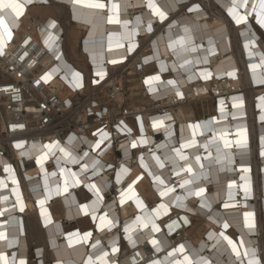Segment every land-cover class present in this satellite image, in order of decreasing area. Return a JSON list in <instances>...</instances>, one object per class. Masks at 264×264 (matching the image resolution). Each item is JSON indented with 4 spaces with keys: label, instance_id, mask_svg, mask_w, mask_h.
Segmentation results:
<instances>
[{
    "label": "bare ground",
    "instance_id": "6f19581e",
    "mask_svg": "<svg viewBox=\"0 0 264 264\" xmlns=\"http://www.w3.org/2000/svg\"><path fill=\"white\" fill-rule=\"evenodd\" d=\"M214 1L226 9L227 12L228 8L232 6L231 0ZM19 2L25 6V15L18 18H14V14L12 16L6 15L5 21L14 32L15 28L22 30L31 16L40 20L43 24L41 28L42 43L49 50L43 61L45 64L51 63L62 52L66 60L77 69L85 70L86 65L81 62L85 59L86 61L90 60L95 65L94 69L97 73L103 72L105 74L106 70L110 72V70L116 68L111 67L108 60L119 61L128 53L133 52L126 51L129 42L121 37V33L124 31L123 27L109 23L107 19L112 15L111 4H120V19L122 21L127 19L134 23L136 17L141 19L139 33L132 38V42L137 44L144 41L148 42L146 46H142L135 56L143 58V61H145L146 57H152L157 53V50L160 53L158 59H150L147 63L144 62L147 65L142 66V68L146 72L147 79L150 76L159 74L161 81L148 83V86L144 88L143 84L135 77H129L128 103L134 106L137 100L141 104L133 111L136 120L128 119L127 116L123 118V124L118 125L119 131L116 135H112V132L108 129L109 131L106 132L109 133V139L105 140V143L103 142L104 144L102 143L103 145L101 144L102 146L99 149L92 147L99 136L93 137L85 131H74L67 140L64 137L49 138V143L59 141L61 146L71 151L77 158L82 157L84 152H88L89 156L80 159L79 163H71L63 158L57 163L56 158L63 157V154L58 150H53L55 151V157L50 153L49 158L44 161L42 166L37 162V157L47 151L44 148V142L38 143L28 140L26 143L22 137L13 139V142L12 140L9 141L10 144H14L12 150L9 154L0 155V180L6 185L0 186V211L4 212V215L0 216V232H5L7 235V240H0V253L7 257L8 264H19L20 259L26 260L29 264L30 241L25 231L24 218L33 213L38 216L37 211H41V216L44 217L47 215L54 217L56 214L67 220H58V222L53 219L49 224L42 223V228H48V235L44 229L43 232L45 235L44 245H47L49 250L46 252L43 248H35L34 257L31 259L32 264H86L89 256L95 258L102 255L103 252L109 253L111 264H133L134 261L136 264H151L152 260H158L161 264H174V259H182L183 255L190 256L193 261L203 257L211 261V264H237L236 256L231 251L227 241L219 237L221 232H224L226 236L237 241V243L243 236L245 240L244 247L255 248L257 255L263 261L264 239L260 237L259 215H262L260 217L264 220V120H261V116H264V99H262L264 97V87L261 86L263 88L256 90L255 94L254 91L251 92L252 94H237L239 93L238 86L242 82V76L237 52L234 49L231 50L233 39L229 29V24L233 23L236 33L239 35V51L242 54L240 61L244 65L247 80L248 78L251 79L254 84L264 83L261 82L264 81V61H262L264 46L262 47L261 42L257 40L258 34L253 28L250 16L247 24L238 25L230 14L228 15L232 19L225 15L230 20L228 22L223 14H208L200 3L192 2V0H156V3L168 12V18L164 21H160L155 17L152 10L147 7V0H100V2L107 5L104 9L89 7V4L95 2V0H81V3H75L74 0H55L54 3L49 4H45L46 0H32L31 4H28L26 0H19ZM253 2L254 0H249L250 4ZM186 3L189 6L192 5V7L199 5V10L180 14L181 6ZM67 7L70 10L67 22L71 25L69 30L59 20L60 8L65 9ZM47 11L50 13H46ZM42 14L54 15L45 19ZM251 16H256V13ZM72 18L76 19L77 22L71 23ZM53 21H55L56 27L50 28L49 25ZM149 22L153 28L150 33L146 31V25ZM170 25H172L171 28ZM185 26L192 30L195 44L203 45L196 53L188 55L187 58L195 60L207 56L208 62L206 64L201 62L189 66L188 69H181L178 65L183 61L177 60L174 55H169L171 50L168 48V38H178V35L183 34L182 29ZM61 31L66 33L67 47L60 48L57 43H54L52 48H49L44 43L48 38V33L51 32L53 36L57 37L58 34H61ZM82 37H86L83 49L88 53L78 50ZM253 38L256 41L255 45L245 47L248 41ZM4 40L5 45H7L6 33H4ZM210 40L215 47L214 54L208 51ZM117 44H124V47L118 48ZM69 47L72 48L74 53L70 56L68 55ZM143 49L146 50L143 51ZM250 51L251 55H249ZM160 61L168 66V71H161ZM253 64L259 65V67L253 70L251 67ZM173 65L177 66L173 68ZM70 67L68 64L64 65L62 68L65 69V72L63 71L62 74H68ZM205 69L213 73L212 78L208 79L209 81L204 80L199 75ZM134 71L135 68L131 70L132 73ZM232 71H235V76L227 75L228 72ZM189 76H192V79H189ZM223 77L224 79L219 80ZM124 78L126 76L118 78V81L123 83ZM168 80H177L179 91L183 92L182 98L176 94V90L172 86H166ZM110 82L113 83L111 77L105 80L100 87ZM211 83L216 85L214 91L219 92L216 96H213L210 92ZM57 85L64 84L56 78L52 81L51 88L54 89ZM152 87L156 88L155 92L150 90ZM148 92L153 95V98L160 99L157 102H152L153 105L160 104L159 107H169V109H166L164 113L149 110L153 105L147 97L143 96L144 93L147 94ZM68 93L66 90L62 94L66 98L67 95L65 94ZM127 94L118 93V100L120 102L126 100ZM230 94L233 95L229 96ZM256 95L261 96L255 102L254 97ZM221 100L224 101L223 106L220 104ZM240 100L243 101L242 109L233 107V104H239ZM198 102L200 104L213 102V114L205 117L204 120L182 121L179 109ZM221 107L229 114L226 120L220 118ZM255 107H263V109L255 112ZM111 114V111H109L108 115ZM166 116L171 117V119H165L164 126L159 130L152 126L154 120ZM213 118L219 121V123H214L213 127L216 129L227 128L230 133L229 139L232 140L241 138L236 135L238 127L246 128L247 147L241 149L234 145L231 149L234 163L223 171L218 170L220 168L218 164L209 165L207 152L203 148H199L198 151L196 149H183L184 154L189 159L187 162L178 161L177 166L174 168L168 157L174 156L172 149L179 148L186 139L191 138V129L188 126L195 123L201 125V129L197 130L198 134L196 136L199 147V144L204 143L205 138H210L214 134L205 131L203 127L207 121ZM141 123L143 124V131H141ZM124 126H126V129ZM127 129H131V132L129 133ZM200 131H204V136L199 135ZM169 132H171V135H169ZM253 134L258 138L256 142H253ZM122 136H127L128 140L118 145L115 144V140ZM141 138L147 140L148 143L140 144L139 140ZM130 139L132 142H137L136 148L131 147L132 142L130 143ZM17 143H23L24 146L18 149L16 148ZM33 145H36V148H33ZM157 145H165V147L159 148ZM116 147L121 149L124 156V159H119V162L112 157ZM22 152L28 154L22 156ZM158 155H162L161 160L164 162V168H160L155 160ZM195 155H201V163L205 165L203 170L195 162ZM131 156L132 159H130ZM213 156H215L214 150ZM141 157H143V164L141 163ZM94 161H99L95 174L92 168ZM31 162H33V165H30ZM187 163L192 164L193 173L201 171L208 173L206 179L201 177L200 180L195 181L193 185L188 187L193 189L197 186L205 187L207 191L203 199L211 204L210 209L201 207V197H189L186 195L187 189L179 187L183 180L191 179L193 176V173L187 172H181L180 175L174 174L180 166H185ZM84 164L89 165L87 172L81 171ZM5 165H11L13 172H5L3 170ZM144 165H147V167H144ZM122 167L129 169L128 173H122ZM61 168H64L65 172L61 173ZM244 169H248V171H244ZM69 172L77 173V176L72 178L69 176ZM53 173L55 175H52ZM137 176H142V179L133 185L134 192L141 191L142 184L146 183L150 201L142 210L130 215L126 213L131 206V200L125 198L124 203L121 204V193L126 192L128 185ZM153 176H160L165 184L158 185ZM13 177L18 181V184L13 183ZM46 177L47 188L45 187ZM66 177L68 178L67 192L63 190ZM241 177L245 179L242 180ZM73 179L79 181L75 186H73ZM232 181H235V185L229 189L228 185ZM246 183L251 186V193L247 198H245L243 191V185ZM89 184H95L100 189L99 198L95 191L88 187ZM57 185H59V195L57 194ZM110 185L118 188L116 194L111 197H109L111 190H108ZM165 186H176V191L170 193L169 196L162 197L159 193L164 190ZM17 187L23 201V211L20 210V201L17 200L16 192L13 191ZM230 191L232 193L231 200L229 199ZM83 192L86 197L81 200L78 195ZM128 195H131V192ZM5 196L8 197L7 200H4ZM175 196L186 197L183 200L185 207L176 206V203L173 202ZM40 200H44L45 203L41 205ZM162 203L167 205V212L165 214L164 209H159V215H157L153 209H156ZM224 203L232 204L234 207L225 209L223 207ZM58 204L65 208L68 205L72 208L87 205V210L81 207L84 213L90 220L93 215L96 219H94L90 228L81 230L79 225L72 226L75 221L70 220L73 217H69L70 211L63 209L58 213H54L52 207L58 206ZM249 211L255 213L256 227L252 231H249L244 224V213ZM71 212L73 213V210ZM105 213H107V219L112 220L115 227L101 230L99 217L104 216ZM138 216L143 218L145 222L154 221L159 226L160 231L152 232L151 223H149L148 228L138 224L132 232L133 239L136 240V246L133 247L128 241V233L124 231V228L133 226ZM185 218L191 225L183 230H178L179 237L175 239L169 237L180 226H185L183 223ZM172 219H175L174 222L176 223L171 224L173 228L169 231V227L166 229L164 225ZM225 222L229 224L227 229L223 228ZM84 232H91V237L86 240L83 239ZM209 233L214 234L212 239H209ZM217 238L220 239L219 244H217ZM152 239L160 241V251H157L153 246ZM97 240L100 241V244L93 248L92 245L96 244ZM180 244L185 246V252L176 257L169 256L168 253L173 248H178ZM113 246L118 247L119 251L112 253ZM0 264H3V261H0Z\"/></svg>",
    "mask_w": 264,
    "mask_h": 264
},
{
    "label": "built area",
    "instance_id": "2783aa9c",
    "mask_svg": "<svg viewBox=\"0 0 264 264\" xmlns=\"http://www.w3.org/2000/svg\"><path fill=\"white\" fill-rule=\"evenodd\" d=\"M54 1L46 0L45 4L54 3ZM225 15L228 14H223V16L230 22ZM228 16L232 19L230 15ZM250 19L253 28L258 34L257 40L261 42L263 47L264 26H261L257 22L255 16H250ZM76 22V19H71V23ZM42 26L43 24L39 19L34 16L29 17L22 30H19L20 28L14 29L11 40L7 39L8 42L4 47V54L0 55V155L2 156L9 154L10 150H12V145H14L13 143L10 144L9 141L12 140L13 142V139L17 137H22L26 143L30 140L31 142H44L46 145L49 143V138L58 139L64 137L67 140L74 131H85L91 136L97 137L99 136L98 129L104 131L110 129L112 135H116L117 131H119L118 125H121L123 118L127 116L128 119H134L133 111L141 106L137 100L134 106L128 103L129 94L127 93L130 91L128 85L130 83L129 77H135L143 84L144 88L148 86V83L145 82L147 75H145L146 72L142 68V66H146L147 64L144 63L143 58L135 56L142 46L147 45V41L142 42L143 44H138L139 46L133 52L128 53L118 63L113 64L112 61L108 60V64L116 68H113L110 72L106 70L104 77L100 78L94 69L95 65L90 60L86 61L84 59L81 61L82 64L86 65L85 70L77 69L66 60L62 52L57 55L59 59L56 56L51 63L45 64L43 61L49 50L42 43ZM229 29L231 38L233 39V48L231 50L233 51L234 49L237 52L240 74L242 76V82L238 86L239 93L237 94L251 93L253 91L255 94L256 90L264 87V83L254 84L251 79L249 80L248 78L247 80L244 65L240 61L242 54L239 51V35L236 33L233 23L229 24ZM57 37L58 39L55 40V43H57L58 47L66 48V33L61 31V34H58ZM85 38L82 37L80 39L78 50L88 53L83 49ZM25 52L27 55H25ZM21 57L23 58L21 59ZM67 64L72 68L70 67L68 74H62L63 71L65 72V69L62 67ZM134 68L135 71L132 73L131 70ZM53 69L56 71H53ZM48 72L52 73V79L47 83L41 80L37 84L36 81L40 80ZM75 73H79L80 75L77 77L74 75ZM122 76H126L123 79V83L118 81V78ZM109 77L113 78V83L110 82L100 87ZM56 78L61 80L64 85H57L53 89L51 88V83ZM222 79L224 77L219 80ZM78 81L82 84V87H76ZM215 87L216 85L211 83L210 92L213 96L219 94L218 91H214ZM66 90L69 93L65 94L67 95L65 98L62 93L66 92ZM118 93H126V100L120 102L117 98ZM232 95L230 94L229 96ZM143 96L147 97L151 103L160 100L153 98L150 92L144 93ZM259 96L261 95L254 97L255 102ZM159 106L160 104L153 105L149 110L152 112L162 111L164 113L166 109H169V107L161 108ZM262 109L263 107H255V112ZM109 111L112 113L110 116L108 115ZM19 125H23V127H18ZM80 135L82 134L80 133ZM257 139L256 135L253 134V142H256ZM125 140H128L127 136H122L118 140H115V144L118 145ZM131 142L132 140L130 139ZM112 157L117 162H119V159H124L119 147H116ZM130 159H132V156ZM30 165H33V162ZM109 189L111 190L109 197L114 196L118 190L117 187L112 185H110ZM174 220H169L164 225V228L167 229ZM184 225V227L180 226L169 237L174 239L179 237V232L177 231L187 228L191 223H184Z\"/></svg>",
    "mask_w": 264,
    "mask_h": 264
},
{
    "label": "snow or ice",
    "instance_id": "6c2138e0",
    "mask_svg": "<svg viewBox=\"0 0 264 264\" xmlns=\"http://www.w3.org/2000/svg\"><path fill=\"white\" fill-rule=\"evenodd\" d=\"M28 4L32 3V0H26ZM75 3H81V0H74ZM231 7L228 8V13L233 17L235 20V23L238 25L241 24H247L249 21V16H251L253 13H256L255 19L257 20L258 23L261 24V26H264V0H254L253 3H249V0H231ZM89 7L95 8V9H104L107 7V5L103 2H100V0H95V2L89 4ZM147 7L152 10V13L157 17L160 21H164L168 18V12L163 10L159 4L156 3V0H147ZM120 4L118 3H112L111 4V13L107 19L109 23L115 24V25H121L124 29L123 33H121L122 39H125L129 42V47L126 49V51H134L136 47L139 45L137 43L132 42V38L135 35H138L139 30H140V25H141V19L140 17H136L135 22L130 20H121L120 19ZM243 9V11H241ZM199 10V5H194L192 8H189V12H194ZM25 11V6L24 4L20 3L19 0H0V55L4 54V47H5V40H4V33L7 34V39L11 40L12 38V30L9 28L8 24L5 21V16H12L14 14V18H18L24 14ZM50 28H55L56 24L55 21H53L50 25ZM170 28L172 25L169 26ZM146 31L147 32H152V24L149 22L146 25ZM183 34L178 35V38L172 39L171 37L168 38V48L171 50L169 52V55H174L177 57V60H182L183 63H180L178 65L179 68L181 69H188L189 66L193 64H199L201 62L207 63L208 62V57L205 56L202 59H188V55L196 53L200 48L203 47V45H197L195 44L194 38L192 36V30L185 26L183 29ZM58 39V37L53 36L51 32L48 33V38L44 41L46 45H48L49 48H52L53 44L55 43V40ZM256 41L255 39H250L248 41V44L245 45V47H248L249 45H255ZM209 53L214 54L215 52V47L212 44V41H209ZM118 48L124 47V44H117ZM251 51L249 52V55H251ZM25 55L27 53L25 52ZM160 53L157 50V53L154 54L152 57H146L145 58V63H147L150 59H158ZM23 57H21L22 59ZM59 59V56L56 57ZM262 61H264V57H262ZM113 64L118 63V61L113 60ZM161 63V71H168V66L164 64L163 61H160ZM177 65H173V68H175ZM253 70H255L259 65L253 64L251 66ZM53 71H56L53 69ZM75 76H79V73H75ZM98 76L101 78L105 73L103 72H98ZM200 77H202L204 80H208L212 78L213 73L207 69L201 71L199 73ZM227 75L229 76H235L236 73L235 71L228 72ZM52 79V73L48 72L45 73L44 76L40 78V80H37L36 83L39 84L41 80H43L45 83H47L49 80ZM189 79H192V76H189ZM161 81V76L159 74L150 76L148 79L145 81L146 83L152 84L153 82H160ZM264 82V81H261ZM99 83V81H97ZM166 86H172L173 89L176 90V94L180 96L181 98L183 97V92L179 91V85L177 83V80H168L166 81ZM76 87H82V84L79 83V81L76 84ZM151 91L155 92L156 88L152 87L150 89ZM264 99V97H262ZM220 104L223 106L224 101L221 100ZM233 107L241 108L243 107V101L240 100L239 104H233ZM228 113L225 112L224 108L221 107L220 110V118L221 120H226L228 117ZM235 118V117H233ZM168 119L170 120L171 117H164L160 119H156L153 121L152 126L157 128L158 130L164 126V120ZM261 120H264V116H261ZM214 123H219V121H216L215 118L212 120L207 121L204 124V130L208 132H213L214 134L210 138H205V141L203 144H199L198 147V141L196 139V136L198 134L197 130L201 129V125L199 123L195 124H190L188 127L191 129V138L186 139L184 143L181 144L179 148H174L172 149V152L174 153V156L168 157L169 162L174 166V168L177 166L178 161H185L187 162L189 157L184 154L183 149H196L197 151L199 148H203L207 152V159L209 162V165L213 164H218L220 165V168L218 169L219 171H223L225 168L229 167L234 163L233 156L231 149L235 145L236 147H239L241 149L247 147V129L244 128H237L236 129V135L238 137H241L240 139H229L230 133L227 128H219L216 129L213 127ZM123 124V122H121ZM15 127V126H14ZM18 127H23V125H19ZM126 129V126H124ZM127 131L130 133L131 129H127ZM141 131H143V124L141 123ZM97 132L99 133V139L95 142L92 147L99 149L101 144L109 139V133L98 129ZM96 135V134H94ZM169 135H171V132H169ZM200 136H204V131L199 132ZM140 144H147L148 141L141 138L139 140ZM24 146L23 143H17L16 148H22ZM33 148H36V145L32 146ZM131 147L136 148L137 147V142L133 141L131 143ZM159 148L165 147V145H157ZM44 148L47 149V151L43 152L41 155L37 157V162L40 163L43 166V163L45 160L49 158V154L53 157H55V151L53 150H58L60 153L63 154V157H57V163L60 162V159H67L71 163H79L80 159H83L84 157H88L89 153L84 152L83 156L80 158H77L76 156L73 155L71 151L66 149L65 147L60 145L59 141H52L51 143L44 145ZM213 150L215 152V156H213ZM28 153L22 152L21 155H27ZM141 163L143 164V157L140 158ZM201 155H195L194 160L197 164L200 165V168L203 170L205 168V165L201 163ZM155 160L157 164L159 165L160 168H164V162L160 159L159 156L155 157ZM99 166V161H94L92 163V168L95 174V170ZM144 167H147V165H144ZM89 168L88 164H84L81 168L82 172H87ZM5 172H13V169L11 165H5L4 169ZM61 173L65 172L64 168L60 169ZM129 169L122 167L121 172L122 173H128ZM244 171H248V169H244ZM181 172H187V173H193V167L191 163H187L185 166H180L178 171H175V175H180ZM52 175H55L53 173ZM151 175V173H149ZM208 173L206 171H201L199 173H193V176L191 179H185L183 180L182 183L179 184V187L182 189H187L186 195L187 196H197L202 198V203L201 207L203 208H211V204L207 203L204 201V194L207 191L205 187H195L194 189L188 186H191L195 183V181L200 180L201 177H204L205 179L207 178ZM69 176L72 178H75L77 176V173L74 172H69ZM119 179V176L117 177ZM142 176H137L135 180L132 181L131 184L128 185V188L126 192L121 193V204L124 203L125 198L127 199H132L133 196H135V192L133 190V185L137 183V181L141 180ZM153 179L158 183V185H164L165 182L163 179H161L160 176H153ZM241 179H245L244 177H241ZM13 183L18 184V181L15 180L13 177ZM79 181L73 179V186L78 184ZM235 185V181H232L228 187L231 189ZM0 186H6L4 185V182L0 180ZM45 187L47 188V177L45 179ZM88 187L91 190H94L95 193L98 195L99 198V192L100 189L96 187L95 184H89ZM65 192L68 191V178L66 177L65 179V186L63 189ZM14 192H16L17 195V200L20 201V210H24V205L23 201L21 199V194L19 192L18 187L13 189ZM176 191V186H165L163 191H160L159 195L160 196H169L170 193H174ZM243 191H244V196L247 198L250 193H251V186L250 184L246 183L243 185ZM131 192V195H128V193ZM57 194L59 195V185H57ZM8 197L5 196L4 200H7ZM186 199V197L182 196H175L173 202L176 203L177 207H185L183 200ZM229 199H232V193L231 191L229 192ZM39 203L43 205L45 203L44 200H40ZM95 203V202H94ZM137 207L143 208L145 207L143 205V201L137 199L136 200ZM81 207L84 210H87L88 206L87 205H81ZM223 207L225 209H229L230 207H234V205L229 204V203H224ZM159 209H164L165 214L167 212V205L165 204H160L156 209H153L154 212L159 215ZM4 215L3 211H0V216ZM93 219H96L95 215L92 217ZM100 219V227L101 230L105 228H112L115 227V224L112 222V220L107 219V213L104 214V216L99 217ZM149 223H151V231L152 232H159L160 228L159 226L154 222L149 220V222H145L143 218L141 217H136V222H134L133 226H126L124 228V231L128 233V241L131 243L133 247L136 246V240L133 239L132 232L135 230V228L138 226V224H142L144 228L149 227ZM176 222H173L175 224ZM183 223H188L187 219L185 218L183 220ZM244 224L245 227L249 230L252 231L255 229L256 224H255V213L254 212H245L244 213ZM178 226V225H177ZM173 228V225H169V231H171ZM223 228L227 229L229 228V224L225 222L223 224ZM92 233H85L83 239H88L91 237ZM214 236L213 233H209V239H212ZM219 237L223 238V240L227 241V244L230 246L231 251L235 254L236 256V261L237 264H264V261L261 260L260 256L257 255V250L253 247H244L245 240L243 239V236L239 239V242L233 240L232 238L226 236L224 232L219 233ZM0 240H7V235L5 232H0ZM79 242V241H77ZM151 243L153 246L156 248L157 251L161 250V243L160 241L156 239H152ZM220 243V239L217 238V244ZM100 244V241L97 240L96 244L92 245L93 248H95L97 245ZM215 247V245H214ZM112 253H116L119 251L118 247L113 246L111 249ZM185 252V246L183 244H180L178 248H173L171 252L168 253L169 256L176 257L179 254H183ZM138 255V254H137ZM264 255V254H262ZM0 261H3V264H8L7 257L3 254L0 253ZM19 264H27V261L24 259H20ZM86 264H111L110 258H109V253L108 252H103L102 255L96 256L93 258L92 256H89L87 258ZM133 264H136L134 261ZM151 264H161L160 261L158 260H152ZM174 264H211V261L207 260L206 258L200 257L196 261H193V259L188 256V255H183L182 259H174Z\"/></svg>",
    "mask_w": 264,
    "mask_h": 264
},
{
    "label": "crops",
    "instance_id": "0c3cea01",
    "mask_svg": "<svg viewBox=\"0 0 264 264\" xmlns=\"http://www.w3.org/2000/svg\"><path fill=\"white\" fill-rule=\"evenodd\" d=\"M67 9H68V7H67ZM68 11H69V14H70V10H68ZM69 14L66 15L67 17L65 19H63L62 16L59 18V20H61V22H62V25L67 30H69V28L71 26L69 23H67L68 20H69ZM68 52H69V49H68ZM213 106H214L213 102H208V103H204V104H200V102H198V103H193V104L186 105V106L181 107L179 109V112L181 114L180 119L182 121H186V120H188V121L189 120H195V121H197V120H204L205 117H208V116H210V115L213 114V112H214V107ZM158 156L161 159L162 155H158ZM144 171L146 172V170H144ZM147 175H148V173H147ZM147 187H148V185H146V183H143L142 184V190L141 191H138L137 193H135V196H133L134 198L135 197L136 198L134 199L132 197V199H130L131 200V204H130L131 206L127 210V213L126 214H130L131 215V214H134V213H136V212H138V211H140V210H142L144 208V207L143 208L137 207V204H136V200L137 199L143 201V205L146 207L148 201H150V196L148 195L149 193H147L148 192V188ZM78 196L80 197L81 200H84V198L86 197V195H85L84 192L83 193H79ZM142 196H143V199H142ZM52 209H53L54 213H58L59 211H62L63 209L66 210V211H70L69 212V217L73 216L72 218H70V220L75 221V223H73L72 226H78L79 225L80 228H81V230H85L87 228H90L93 225L94 219L91 218V220H90L86 216V214L84 213V211H83V209L81 207H78V208L77 207H74V208H72V207H69V205H68L65 208V207H61L58 204V206H53ZM72 210H73V213L71 212ZM37 212H38V216L36 214H34V213L32 215H33V218L35 219V222H36L37 226L39 227L40 236H39V238H37L38 240L36 239L34 242L33 241L32 242L33 243L36 242L34 244L35 245L34 246V249L35 248H38V249L43 248L47 252V250H49V248H48L47 245H44L45 244L44 243L45 242V235H44L43 229L45 230V233L47 234L48 228L47 227L42 228V226H43L42 223H48L49 224L50 222L53 221V219L54 220H57V221L58 220L59 221L60 220H67V219L66 218H60L56 214H55L54 217H52L51 215H47V216L45 215L46 217H44V216H41V213H42L41 211H40L41 213L39 211H37ZM80 212H81V216H80ZM49 216H51V217H49ZM76 216H78V217L76 218ZM26 217L27 216H25V218H24V224H25V231L28 234L27 236H28V239H29V232H28L27 226H26ZM29 241H31V240H29ZM34 252H35V250H34ZM29 258H30V254H29Z\"/></svg>",
    "mask_w": 264,
    "mask_h": 264
},
{
    "label": "rangeland",
    "instance_id": "374dc122",
    "mask_svg": "<svg viewBox=\"0 0 264 264\" xmlns=\"http://www.w3.org/2000/svg\"><path fill=\"white\" fill-rule=\"evenodd\" d=\"M193 1L200 3L201 6H203V8L208 12V14H229L226 9H224L220 4H218L214 0H192V2ZM181 7L182 8L179 12L180 14L186 13V12L190 13L188 11V9L191 8L192 5L189 6L188 3H186V4L182 5ZM46 13H49V12H46ZM67 14H69V11L67 8H65V9L60 8V17L62 16L63 19H65L67 17L66 16ZM53 15L54 14H42V16L45 19L49 18ZM71 54L73 55L74 53L72 52V48L69 47V55H71ZM260 216L262 217V215H259V220H260V225H261L260 237L262 239H264V225H263L264 220ZM26 226H27V230L29 232V240H31L30 241V248H29V254H30L29 264H32L33 262L31 261V259L34 257V250L33 249L35 246L34 243H32V241L34 242L40 236L39 227L37 226L35 219L33 218L32 214H30L29 216L26 217ZM256 235H257V233H256ZM262 259L264 261V255H262Z\"/></svg>",
    "mask_w": 264,
    "mask_h": 264
}]
</instances>
